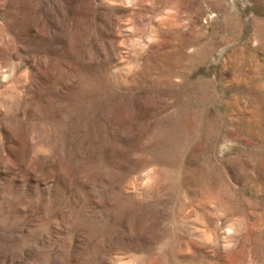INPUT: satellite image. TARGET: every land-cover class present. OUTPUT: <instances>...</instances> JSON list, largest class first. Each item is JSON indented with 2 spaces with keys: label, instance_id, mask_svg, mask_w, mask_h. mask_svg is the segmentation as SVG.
I'll return each instance as SVG.
<instances>
[{
  "label": "rangeland",
  "instance_id": "rangeland-1",
  "mask_svg": "<svg viewBox=\"0 0 264 264\" xmlns=\"http://www.w3.org/2000/svg\"><path fill=\"white\" fill-rule=\"evenodd\" d=\"M0 264H264V0H0Z\"/></svg>",
  "mask_w": 264,
  "mask_h": 264
}]
</instances>
